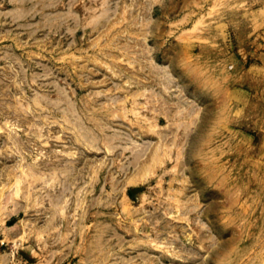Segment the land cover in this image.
I'll use <instances>...</instances> for the list:
<instances>
[{"label":"rangeland","instance_id":"obj_1","mask_svg":"<svg viewBox=\"0 0 264 264\" xmlns=\"http://www.w3.org/2000/svg\"><path fill=\"white\" fill-rule=\"evenodd\" d=\"M0 264H264V0H0Z\"/></svg>","mask_w":264,"mask_h":264},{"label":"bare ground","instance_id":"obj_2","mask_svg":"<svg viewBox=\"0 0 264 264\" xmlns=\"http://www.w3.org/2000/svg\"><path fill=\"white\" fill-rule=\"evenodd\" d=\"M80 137H81V136H80ZM80 139H81V138H80ZM83 140H84V139H83ZM87 140H88V138H87ZM95 141H97V140H95ZM98 141H99V140H98ZM83 143H84V142H83ZM93 143H95V142H93ZM93 143H92V144H93ZM92 147H93V146H92ZM89 148H90V147H89ZM94 148H95V147H94ZM69 173H70V172H69ZM66 175H67V174H66ZM67 176H68V175H67Z\"/></svg>","mask_w":264,"mask_h":264}]
</instances>
